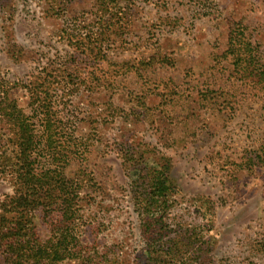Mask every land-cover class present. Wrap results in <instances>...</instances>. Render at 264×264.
<instances>
[{
  "label": "rangeland",
  "instance_id": "rangeland-1",
  "mask_svg": "<svg viewBox=\"0 0 264 264\" xmlns=\"http://www.w3.org/2000/svg\"><path fill=\"white\" fill-rule=\"evenodd\" d=\"M231 33L250 47L230 54ZM262 65L264 0H0V79L23 108L43 100L82 183L64 264H264ZM140 153L170 164L160 242L133 201ZM12 189L0 173V203Z\"/></svg>",
  "mask_w": 264,
  "mask_h": 264
},
{
  "label": "trees",
  "instance_id": "trees-1",
  "mask_svg": "<svg viewBox=\"0 0 264 264\" xmlns=\"http://www.w3.org/2000/svg\"><path fill=\"white\" fill-rule=\"evenodd\" d=\"M99 1L105 3L107 0ZM234 45L237 50L250 47L231 33L228 50L232 55ZM254 58L248 53L246 64L252 65ZM242 61L237 56L234 63ZM251 74L264 81V66L252 69ZM29 99L33 102L28 103L27 108L21 107L7 84L0 79V130L8 138L10 148L0 155V173L9 179L13 187L12 194L0 203V255L4 264H64L65 260H73L76 255L74 223L79 213L82 183L78 178L65 174V165L56 156L59 152L50 147L52 134L48 131L51 121L45 104L42 105L43 100L33 92ZM41 120L47 122L44 132L36 129V121ZM42 142L49 145L41 146ZM131 159L140 166L130 165L137 172V180L133 181L136 191L133 201L140 219L141 236L150 242H153V236H157L160 242L166 234L163 224L165 205L168 203L166 195L170 190L169 160L158 156L150 165L145 153H140L138 158L131 155ZM35 215L47 222L48 238L41 239L34 223ZM149 248L152 250L155 246ZM154 253L159 255L156 251ZM148 255L151 256V252Z\"/></svg>",
  "mask_w": 264,
  "mask_h": 264
}]
</instances>
